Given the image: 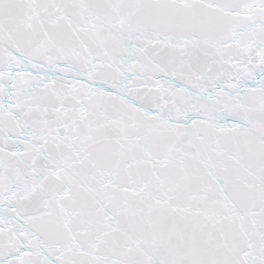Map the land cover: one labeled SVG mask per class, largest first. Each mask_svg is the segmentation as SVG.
Listing matches in <instances>:
<instances>
[{
    "label": "snow or ice",
    "instance_id": "6c2138e0",
    "mask_svg": "<svg viewBox=\"0 0 264 264\" xmlns=\"http://www.w3.org/2000/svg\"><path fill=\"white\" fill-rule=\"evenodd\" d=\"M0 264H264V0H0Z\"/></svg>",
    "mask_w": 264,
    "mask_h": 264
}]
</instances>
